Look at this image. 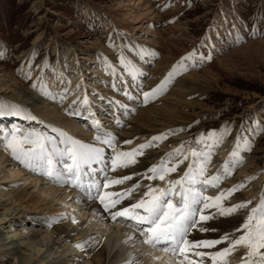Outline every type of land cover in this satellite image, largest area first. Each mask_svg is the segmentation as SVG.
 <instances>
[{
  "label": "rangeland",
  "instance_id": "rangeland-1",
  "mask_svg": "<svg viewBox=\"0 0 264 264\" xmlns=\"http://www.w3.org/2000/svg\"><path fill=\"white\" fill-rule=\"evenodd\" d=\"M134 1L136 2V0H0V53H2L0 95L10 92L11 88L8 85L23 86L37 96L41 94V85H46L47 89L53 92L65 85L67 93L76 91L75 95L88 94V89L95 87L98 76L105 69L102 67L100 51L96 46L110 47L112 29L128 28L129 34L137 41L155 45L153 48L156 49V54L153 58L149 59L144 55L143 59L139 58V62L140 64L143 62L144 68L151 71L159 66L165 67L157 83L174 65H182V68L187 69L179 70L180 73L173 77L167 89L158 95L159 98L166 95L168 87L171 88L179 77L191 72H200L197 76L201 83L204 81L205 92L199 97L195 96V93L188 95L184 99L187 102L185 107L181 108L185 111L184 120L188 125V132L183 140L186 142L185 151L195 147L196 138L201 133L219 131L226 125L231 130L225 142L234 144L237 134L252 136L251 150L242 154L252 156L257 161L255 163L251 158H244L243 163L223 181L232 186L245 181L246 177H255L253 181L262 180L264 183V159L261 158L264 155V131H260L264 128V0H143L140 5L147 9L139 10L143 15L138 19L132 18L129 11L131 6H140ZM147 11L149 12L146 13ZM129 21L133 23L128 25ZM148 24L159 34L160 37L155 40H159L160 44L150 40L146 32ZM161 39L174 49L171 50L168 45L162 44ZM63 44H71L77 57L89 59L87 75L77 85L72 77H65L62 70L59 76L60 68L55 63L59 53L65 49ZM193 52L195 56L189 58V54ZM209 54L211 59H200L201 56L207 57ZM121 55L120 53L116 55L118 61ZM131 56L132 59L134 54ZM126 60L129 61L130 58ZM153 73L151 72L149 76ZM104 76L109 77V73L105 72ZM134 82L131 77H128L126 82L120 80L119 91L123 90L124 84L132 88ZM33 84L36 86L33 87ZM42 100L48 105L44 98ZM130 101L137 103L134 99ZM9 104L23 108V105L15 101ZM89 104L96 112L95 118L105 127L115 123L113 116L120 117L125 123L126 120L135 117L138 110L151 105V103L138 105L135 111L128 110L126 113L125 110L120 112L121 108L113 109L111 104H105L104 110L98 111L93 97H90ZM88 109L84 108L81 112L87 113ZM199 110L205 114L194 116V112ZM58 112L59 117L70 119L69 123L73 124L77 131L83 132V135L93 140L95 131L88 127L91 120L86 117H74L65 111ZM68 121L66 120L67 124ZM4 124L9 122L0 126L3 127ZM33 126L40 132L55 137L56 133L49 127L45 128L36 123ZM127 140L131 143H119L118 146L124 150L136 148L139 144L149 141V138L137 142L133 138ZM0 142L3 144L1 138ZM156 143L153 142V146L157 145ZM179 144L165 146L162 148L163 154L177 148ZM153 146L145 148L144 151ZM221 153L215 148L212 157H218ZM220 157L223 158L220 163H224L229 154L227 152ZM120 171L122 168L110 173L117 176V172L121 173ZM149 183L164 186V182L158 180L147 181L144 184ZM115 186H124V183ZM246 186L237 192L246 194L250 191ZM263 188L264 184L255 195L250 194L248 200L253 204L258 202L260 194L258 196L257 194L261 193ZM3 192H6L5 189ZM65 210L70 211L69 216L80 215L76 207H66ZM28 225L25 224L27 228ZM166 255L168 256V253ZM230 263L240 264V260H230ZM0 264H11V261L0 256Z\"/></svg>",
  "mask_w": 264,
  "mask_h": 264
},
{
  "label": "bare ground",
  "instance_id": "bare-ground-1",
  "mask_svg": "<svg viewBox=\"0 0 264 264\" xmlns=\"http://www.w3.org/2000/svg\"><path fill=\"white\" fill-rule=\"evenodd\" d=\"M142 1L136 0L134 3L140 5ZM130 8H135V10H130ZM130 8L129 11L132 18L138 19L142 17L143 13L139 11L144 8H142V5H135ZM132 23L133 21H129L128 25ZM150 26V24L148 26L146 25V32L150 40L160 44L159 40H155L158 39L157 37H160L159 34L157 31L152 30ZM139 27L140 25L137 28ZM129 32L130 29L128 28L127 30L118 27L114 28L110 34L112 40L110 47L104 45L100 47L99 45L96 46V49L98 48L100 51L102 67L105 69L98 76L95 87L88 89V94L79 93L75 95L76 91L70 93L66 91L65 93L64 90H67V88L64 85L60 86L58 91L53 92L48 89V91L56 96V99H52L50 96L43 95L42 92L37 96L23 86L8 85L11 90L8 93L0 95V102L9 104L11 101H15L19 105H23V108H21L22 112L20 115L0 116V125L8 122L11 125L4 124L8 126H0V138L2 139L4 131L13 128H18L21 132L35 129L33 124L36 123L45 128L49 127L52 132L56 133L54 136L57 140L59 139L58 132L53 131V129L63 130L75 139L82 140L86 143L94 142L89 137H86V135H83V132L77 131V128L69 123L68 120L70 119L59 117L58 111L69 113L73 109L79 110L80 115L72 116L86 117V119L91 120L90 126L88 124L87 126L95 131L92 126L93 116L89 112H81L84 108L87 109L88 107L95 117V110H93V107H89L91 103L86 106L72 104V101L76 100L77 97L82 98L86 94L89 102L90 97H93L94 105H96L98 111H103L105 104L113 105V109L120 108L119 105L112 103L113 101H120L126 104L128 106L127 109H119L120 112L125 110L124 112L126 113L129 112L128 110L135 111L138 105H144L142 92L148 91L155 86L157 79L160 78L165 67L159 66L154 71L146 70L142 65L143 62L140 64L139 58L146 55L149 59H152L156 54V49L153 48L155 45L146 41H137ZM161 43L168 45L170 48V45L162 39ZM63 45L65 49L59 53L58 60L55 63L60 68L58 70L59 76L61 74L60 70H62L64 76L67 78L72 77L76 81L75 85H77L87 75V62L89 59L77 57L75 49L71 44ZM118 53L122 54L126 59L130 58L129 61L139 68L136 73L134 85L132 88H130V85L128 86V91L131 92L133 97L132 99L136 100L137 103L130 101L132 99L124 96L123 90L119 91L118 89V82L120 80L126 82L127 78L130 77L123 70V66L117 59L116 55ZM131 54H134L132 58L134 61L131 59ZM128 55L129 58H127ZM113 68L115 69V75L112 72ZM105 72L109 73V77L104 76ZM151 72L154 73L152 76H149ZM199 73L191 72L188 75L176 79L173 86L171 88L168 87L169 91L166 95L161 98L157 95L156 98L158 97L159 99L156 103H154L156 98L150 99L148 103H151V105L138 110L136 112L137 115L130 120H126L125 123L122 122L120 125H117L115 122L112 125L106 126L107 129L117 135L118 141L123 138H133L136 142L144 138H149L150 140L151 137L167 129L173 130V134L169 135L167 139L159 141L158 143L155 142L157 145L145 150L144 155L138 157V163L136 165L122 168L121 173L117 172V176L130 175L132 172H136L137 174L145 172L151 164L158 162L161 153L163 154L162 148L167 147L169 144L175 143L177 145L185 140L188 125L184 120L185 111L181 108H184L185 103H187L184 100L185 97L194 93L195 96L199 97L205 92L206 89L203 88L204 81L201 83L200 78L198 79L197 76ZM114 83L117 85L116 88L112 86ZM65 94L67 98L61 102L60 97ZM42 98L50 106L45 104ZM29 114L37 117V119H27L26 117ZM204 114L205 112L203 113L202 110H199L194 112L193 115ZM118 118L121 120L120 117ZM228 129L229 132L225 134L224 142L216 147L222 153L218 157H212L208 167L209 172H215L223 164V162L220 163L223 159L220 156H223L227 152L229 154L232 151L233 142H225L231 130L230 127ZM248 138L252 141V136ZM110 152L111 150L106 148V153ZM244 158H251V161L255 163L257 161L248 155H244ZM261 158L264 159V155ZM186 164L187 161L185 164L180 165L176 173L170 174V178L177 176ZM109 174L112 175L111 173ZM137 179H139V175H133L131 180L124 182V186L113 185L112 190L119 191L122 188L130 187ZM144 183H147V180H141L140 187L132 193V197L127 198L122 203L127 204L133 197L138 198L142 195L147 185ZM246 183V188H250V191L246 192V194L235 192L232 194V197H229L226 203H236L240 199L248 200L249 195H255L256 192L261 190L264 184L262 180L253 181L252 179ZM220 187L231 186L221 181ZM4 189L6 192H3ZM215 191L209 190L208 194L213 195ZM77 192L78 190L71 186L52 183L43 175L25 168L11 156L9 151H5L3 144H0V256L10 260L11 264H123L129 258V253H131L135 258L134 264H166L169 259V254L167 256V253L161 252L159 248H151L143 243H133L132 241L126 243V237L134 233L135 229L125 223H113L103 219L99 215H95L92 208L96 202L78 203L75 199ZM259 194L261 193H258L257 196ZM66 207H76L77 211H79V216H77L78 214L73 215L76 218V223H72L73 216H69L70 211L67 212L65 210ZM61 213L65 215L61 217ZM245 214L246 211L241 210L234 217H217L215 220L208 222V225L218 229L217 232L198 233L194 231L190 238L192 236L197 238L215 237L219 234V231L230 230L233 226L232 222L240 219ZM57 217L59 219H55ZM25 224H29L28 228ZM90 237L93 239L90 240ZM84 241L88 242L83 249L76 247L78 242ZM242 251L241 249L233 253L230 260H240ZM153 257H160V259L156 260Z\"/></svg>",
  "mask_w": 264,
  "mask_h": 264
},
{
  "label": "snow or ice",
  "instance_id": "snow-or-ice-1",
  "mask_svg": "<svg viewBox=\"0 0 264 264\" xmlns=\"http://www.w3.org/2000/svg\"><path fill=\"white\" fill-rule=\"evenodd\" d=\"M193 56L195 52L189 54V58ZM200 59H211V55L201 56ZM119 62L123 65V70L135 80L138 72L136 65L126 60L123 55L120 56ZM181 68L182 65H174L159 83L142 92L143 102L148 103L150 99H155L165 91ZM182 70L187 69L182 68ZM112 72L115 75L114 68ZM35 86L33 84V87ZM112 86L117 87L115 83ZM40 91L43 95L56 99L46 85H41ZM66 91L65 89L64 92ZM123 95L129 99L133 98L127 84L123 85ZM66 98V95H62L61 102ZM114 103L120 108L128 107L120 101ZM72 104L88 105L87 95H83L82 98L77 97ZM88 111L93 116L92 126L96 131L94 142L86 143L75 139L63 130L53 129L58 132L57 140L56 137L48 136L36 129L21 132L20 129L13 128L3 132V147L25 168L43 175L52 183L77 189L75 199L78 203L96 202L92 208L95 215L134 228L135 232L128 235L125 242L132 241L146 244L151 248H159L161 252L169 254L166 264L173 262L174 264H230L232 254L241 249L243 251L240 255V264H264V191L255 204L245 199H240L236 203H226L233 193L255 177H246L245 181L231 187H220L221 181L231 176L233 170L243 163L242 152L251 150L252 141L247 136L236 135L229 158L215 172H209L208 167L215 148L224 142V136L229 132L226 125L219 131L210 130L207 134L201 133L196 138L195 147L187 151H185L186 142L181 141L177 148L162 154L158 162L151 164L145 172L112 176L109 173L118 168L136 165L138 157L144 155L145 148L153 146V142L167 139L173 134V130L167 129L136 148L124 150L118 144H130L131 141L127 139L118 141L113 131L95 119L90 108ZM21 112L22 109L18 105L0 102V116L20 115ZM69 114L81 113L73 109ZM26 118L37 119L30 114ZM113 119L117 125L122 123L116 116H113ZM260 131H264V128ZM106 148L111 152L106 153ZM186 161L187 164L180 173L170 178V174L176 173L179 166ZM133 175H139V179L130 187L119 191L112 190L113 185L123 184L131 180ZM141 180L162 181L164 186L149 183L145 186L146 190L142 195L138 198L133 197L129 203L123 204L122 201L132 197V193L140 187ZM209 190H216L215 194H208ZM241 210H245L246 214L234 220L230 230L219 231L215 237L190 238L194 231L217 232L216 227L208 225L209 221L217 217H234ZM64 215V213L60 214L61 217ZM76 222L73 216L72 223ZM87 242H78L76 247L83 249ZM134 259L129 253V258L123 264H134ZM153 259L159 260L160 257Z\"/></svg>",
  "mask_w": 264,
  "mask_h": 264
}]
</instances>
